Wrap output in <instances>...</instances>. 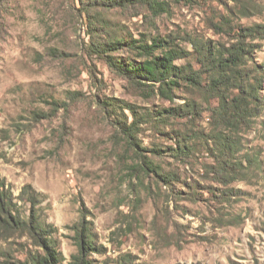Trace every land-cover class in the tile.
<instances>
[{
	"label": "rangeland",
	"instance_id": "rangeland-1",
	"mask_svg": "<svg viewBox=\"0 0 264 264\" xmlns=\"http://www.w3.org/2000/svg\"><path fill=\"white\" fill-rule=\"evenodd\" d=\"M83 2L4 0L0 7V181L15 194L28 183L41 193L63 264L78 251L73 227L83 217L93 223L95 264H118L128 254L135 264H264V108L233 134L237 170L227 175L206 150L217 142L205 140V108L196 120H155L190 94L169 101L142 90L89 50L109 35H172L184 47L194 37L230 43L234 28L264 25V0H180L159 15L144 6L81 12ZM251 41L252 60L264 64V38ZM101 99L139 111L143 153L176 178L142 171ZM53 100L64 104L53 109ZM124 113L132 119L130 109ZM181 134L194 145L185 161L169 151ZM23 246L0 239V249L20 259Z\"/></svg>",
	"mask_w": 264,
	"mask_h": 264
},
{
	"label": "trees",
	"instance_id": "trees-1",
	"mask_svg": "<svg viewBox=\"0 0 264 264\" xmlns=\"http://www.w3.org/2000/svg\"><path fill=\"white\" fill-rule=\"evenodd\" d=\"M180 0H84L81 12L113 8H137L144 6L154 14H162L169 9L170 3ZM4 0H0V7ZM233 32V31H232ZM234 37L230 43H220L205 38H190L188 46L178 44L172 35L154 36L142 39H128L124 36L109 35L103 40H92L89 50L104 59L108 66L128 79L142 90L154 93L173 101L177 92L184 90L191 96L198 94L202 100L189 96L184 105L162 108L158 111V122L189 114L196 120L205 108L211 122V133L206 142L215 140L217 146H206L210 154L218 156L220 170L227 175L237 170L233 156L237 150V141L233 137L242 127H249L254 118L264 108V64H257L251 58L255 38H264V25L234 28ZM93 36H99L95 30ZM231 35V33H230ZM127 51L129 55L122 59L118 55ZM120 59V60H119ZM254 61V62H253ZM53 109L64 102L51 101ZM104 112L113 119L118 133H121L129 146L140 159V168L162 172L164 181L173 180L175 175L156 165L143 153L145 150L138 140L142 121L139 111L125 101L101 99ZM128 108L132 119L124 113ZM185 111V113H182ZM153 112L149 119L155 116ZM142 116V115H141ZM230 132V133H227ZM176 146L169 149L172 156L181 160L190 158L194 153L192 139L184 135L176 138ZM261 164V161H257ZM161 171H160V170ZM233 171V172H234ZM41 193L31 183L25 184L19 194L0 181V239L14 241L23 246L25 256L16 257L9 249H0V264H63L65 256L60 250L56 237L58 228L48 222L41 206ZM73 229L74 242L78 251L72 255L70 264H95L90 257L96 248L93 223L84 217ZM130 254L123 255L118 264H135Z\"/></svg>",
	"mask_w": 264,
	"mask_h": 264
}]
</instances>
